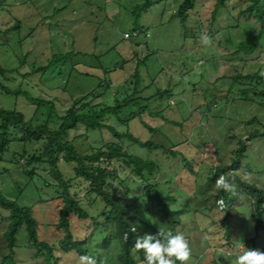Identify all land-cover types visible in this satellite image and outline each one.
Listing matches in <instances>:
<instances>
[{
  "label": "rangeland",
  "instance_id": "374dc122",
  "mask_svg": "<svg viewBox=\"0 0 264 264\" xmlns=\"http://www.w3.org/2000/svg\"><path fill=\"white\" fill-rule=\"evenodd\" d=\"M182 1L152 0L151 7L143 9L141 0H4L0 68L5 74L0 75V83L9 91L52 101L58 115L96 89L105 91L102 101L107 105L134 100L122 116L140 115L132 116L127 127L115 119L105 124L160 146L127 144L125 148L156 164L158 170L147 181L175 199L170 208L186 212L181 216V232L190 250L185 264H235V256L246 248L264 252V215L262 227L256 230L250 196L240 187V183L253 185L264 194V97L248 91L243 96L250 87L238 78L264 76V30L253 15L242 13L246 3L241 0H228L217 13L215 0H196L181 27L177 10ZM17 22L18 31L2 35ZM132 33L137 37L124 39ZM202 35L209 38L207 44ZM257 35L258 47L252 54L236 52L239 44L251 43ZM69 53L67 59L51 63L52 56ZM0 107L14 109L35 124L56 128L59 122L58 115L45 107L35 111L36 106L21 96L0 93ZM11 134L19 137L14 130ZM110 139L106 130L85 132L82 127L67 137L81 155H90ZM239 147H244V153L237 170L224 174L234 185L233 193L226 192L224 210L215 198L220 189L209 178L215 167L236 163ZM21 151L24 155L19 158L15 154ZM41 151L42 142L11 143L0 163V192L30 209L39 240L56 249L62 238L55 229L59 201L53 190L58 184L48 166L26 165ZM16 161L17 165L11 164ZM113 167L114 175L108 180L111 193L119 192L130 206L134 228L140 224L143 234H152L155 222L151 218L159 214L145 204L144 183L120 161ZM29 170L34 173L31 180L24 175ZM58 170L69 180L80 207L98 218L105 204L74 176L73 165L61 161ZM8 216V211L0 209V264H7L4 258L9 255L4 238ZM97 222L100 225L94 229L90 219L72 218L73 238L87 237L89 250L101 254L104 264H118V243L112 242L107 250L100 247V239L112 229L107 232L101 218ZM54 252L56 264H80L74 254ZM11 258L14 264H46L29 246L24 227L16 235Z\"/></svg>",
  "mask_w": 264,
  "mask_h": 264
},
{
  "label": "trees",
  "instance_id": "16d2710c",
  "mask_svg": "<svg viewBox=\"0 0 264 264\" xmlns=\"http://www.w3.org/2000/svg\"><path fill=\"white\" fill-rule=\"evenodd\" d=\"M4 0H0V6ZM142 8L149 9L152 5V0H141ZM160 1V0H159ZM228 0H215L214 13L223 9ZM245 2V10L243 14L253 15L261 25V32L264 30V0H241ZM196 0H183L178 7L177 15L179 24L184 27L188 19L189 11L195 6ZM20 24L17 22L13 27L1 32L2 35L8 36L15 31H18ZM260 32V33H261ZM131 38V37H130ZM129 40V39H128ZM258 35L254 37L251 43H241L238 46L237 53L242 52L246 55L252 54L258 47ZM18 38L17 44L20 45ZM22 42V41H21ZM4 45V44H3ZM1 46V45H0ZM71 53L64 55H54L51 58V63L55 64L61 60L67 59ZM44 70L47 67L43 68ZM4 71L0 68V75L4 78ZM245 86L248 85L250 89L243 91V96L248 92H253V95L264 97V89L258 90L257 87H264V76L258 74L245 76L243 78ZM247 83V84H246ZM254 83V84H252ZM100 88V85L98 86ZM0 93L12 97H22L36 106L35 111L45 107L49 113L55 114L57 111L52 101L41 100L40 98H33L25 92L20 90L9 91L0 83ZM105 91L99 89L84 95L78 100L71 102L68 109L62 115H58V125L56 128L50 127L46 123H33L31 120H26L25 116L14 109H3L0 107V163L4 162L3 157L8 153L11 143L16 142L19 145L26 143L42 142V151L37 156H31L26 160V165L30 167L34 163L48 166L49 175L58 184L53 192L59 201L58 206V220L55 224V229L62 234V238L58 241L56 249L47 242L40 241L38 238L37 228L38 224L32 217L29 208L20 207L16 202L8 200L0 192V209L9 212L8 228L4 233L6 246L9 255L4 258V263L14 264L12 261V253L16 243V235L21 227H24L28 244L31 248L37 251V255H41L46 264H56L55 250L61 251L63 254H74L79 259V256L86 254L95 260V264H104L102 255L96 251L89 250L88 238L74 239L70 231L71 219L75 218L82 222L91 220L93 228H97V219H103V226L108 234L100 239V247L107 250L112 242L119 244L120 252L116 258L118 264H139L143 263L142 252L134 250L133 244L137 236L143 235L142 226L137 224L134 228L131 222L133 216L130 212V206L125 204L119 192L114 190L111 193V187L108 180L114 175L115 168L113 163L120 161L126 167L131 168V172L144 183L143 197L145 198L146 206L156 209L158 216H152L155 222L152 228V234L156 232L164 233L171 231L173 233L181 232L183 229V221L181 216L186 213L184 210L172 209L169 207L170 203H175V199L168 193L162 195L157 184H151L147 181L158 168L156 164L150 160H143L140 157L128 153L125 145H135L139 148L160 149V146L151 144L150 142H142L134 138L129 132L118 133L113 126L105 124L106 120L115 119L120 125L128 126L132 116H139L140 113H130L128 117L122 116L124 109L129 108L134 100L130 98L122 99L121 101H114L112 105L105 104L102 101V96ZM168 94V91H166ZM82 127L85 132L107 131V136L111 137L109 141L96 150H93L90 155L79 154L73 144L67 141L68 133ZM14 130L16 135L11 134ZM252 136L250 137V139ZM244 153V147H239L235 155L237 161L231 167H215L212 177L209 182L213 183L216 179L227 173L229 170H237V163L240 161ZM22 158L24 152L21 151L15 154ZM63 161L66 164L73 165L74 176L88 185V193L93 194L105 204L104 211L98 218H93L80 207L78 200L70 192L69 180H64L58 170V164ZM11 164L17 165L16 162ZM24 175L33 179V170L25 171ZM122 183V182H121ZM240 187L250 196L252 205V219L254 227L259 230L262 227L264 215V194L253 185L241 184ZM226 192L218 190L216 201L223 202ZM224 204V202H223ZM226 206L224 204V210ZM162 224V228H160ZM107 226V227H106ZM109 227V228H108ZM135 229V231H133ZM182 233V232H181ZM185 236V235H184ZM186 239V236H185ZM137 258L139 259L137 261ZM176 264H179L177 261Z\"/></svg>",
  "mask_w": 264,
  "mask_h": 264
},
{
  "label": "clouds",
  "instance_id": "9594fccd",
  "mask_svg": "<svg viewBox=\"0 0 264 264\" xmlns=\"http://www.w3.org/2000/svg\"><path fill=\"white\" fill-rule=\"evenodd\" d=\"M201 40L205 44L209 42L206 35H202ZM216 185L224 192H234V185L230 184L223 175L216 179ZM217 203L223 202L217 201ZM133 249L142 252L143 264H176L177 261L179 264H185L190 256L188 243L181 232L145 233L136 237ZM79 262L95 264V260L86 254L79 256ZM235 264H264V252L246 248L235 256Z\"/></svg>",
  "mask_w": 264,
  "mask_h": 264
},
{
  "label": "built area",
  "instance_id": "2783aa9c",
  "mask_svg": "<svg viewBox=\"0 0 264 264\" xmlns=\"http://www.w3.org/2000/svg\"><path fill=\"white\" fill-rule=\"evenodd\" d=\"M137 35H138L137 33H132L131 35L125 34L123 37H124V39L128 40V39H130V37H137ZM219 201H221V200H219ZM218 205L220 206V208L224 209L223 203L218 204Z\"/></svg>",
  "mask_w": 264,
  "mask_h": 264
}]
</instances>
